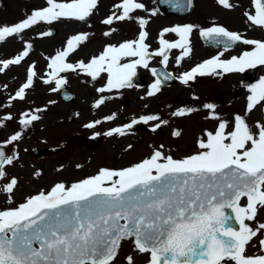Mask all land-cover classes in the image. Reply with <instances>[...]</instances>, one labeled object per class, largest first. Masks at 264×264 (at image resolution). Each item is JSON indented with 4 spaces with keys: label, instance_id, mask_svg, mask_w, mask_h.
<instances>
[{
    "label": "snow or ice",
    "instance_id": "snow-or-ice-1",
    "mask_svg": "<svg viewBox=\"0 0 264 264\" xmlns=\"http://www.w3.org/2000/svg\"><path fill=\"white\" fill-rule=\"evenodd\" d=\"M218 2L230 7L229 0ZM97 3L98 0H46V7L33 11L21 23L0 28V41L40 22L51 24L61 18L85 21ZM254 5L255 14H246L247 18L253 25L264 27V0H254ZM115 8L120 12H113L104 24L111 25L114 19L131 20L133 13L143 10L144 5L138 0H122ZM139 23L142 30L136 40L107 46L88 63L67 62L69 55L87 39L85 34L73 36L67 41L66 49L51 59L50 79L44 82H54L52 90L58 91L67 84V80L60 77L61 73L79 71L96 80L106 72L107 84L98 89L103 93L130 86L137 68L148 69L153 56L162 57V63L167 65V53L171 49L183 50L179 59L190 55L189 37L193 25L164 29L158 41L160 47L150 52V46L145 43L148 33L143 30L147 21L141 19ZM169 32L179 39H165ZM201 35L226 38L215 41L224 44L225 49L230 43L240 41L255 47L230 60H221L218 55L198 64L183 74L185 84L196 76L210 75L216 69L242 73L264 65L262 41L242 39L223 27L210 28ZM27 55L25 51L3 66L19 64ZM124 57L137 59L122 64ZM151 71L156 74V69ZM35 75V71L29 69L27 81L14 99H24L25 90L32 87ZM160 84L157 79L148 95L158 92ZM250 91L248 111L264 101V79ZM104 103L105 99L101 98L94 107ZM206 107L214 110L211 104ZM185 114V109L173 113L175 116ZM37 119L38 116L32 115L30 119H21L20 123L27 126ZM141 119L147 123L159 121L160 117L152 115ZM234 120L231 130L227 121H220L214 132H205L206 139L197 143L199 151L190 156L174 159L156 150L131 167L100 169L96 175L70 187L58 183L48 193L42 191L14 209L0 211V264H114L121 242L125 240H131L138 253L148 255V264H264V254H247V247L264 234V223L255 228L246 223L255 220L258 211L264 209V124L257 123L258 131L253 132L240 115ZM137 122L134 120L133 124ZM98 123L100 121L88 123L85 128L92 129ZM114 133L122 135L123 129L116 128L105 135ZM18 139L19 134L12 135L6 143ZM12 163L13 158L0 151V179L5 176L3 165ZM16 184L13 178L4 191L12 193ZM244 199L246 204L242 205ZM232 214L239 224L238 230L232 227ZM258 245L264 253V239H259ZM126 260L127 264H134L131 255Z\"/></svg>",
    "mask_w": 264,
    "mask_h": 264
},
{
    "label": "flooded vegetation",
    "instance_id": "flooded-vegetation-1",
    "mask_svg": "<svg viewBox=\"0 0 264 264\" xmlns=\"http://www.w3.org/2000/svg\"><path fill=\"white\" fill-rule=\"evenodd\" d=\"M178 26L182 27L185 25L165 26L158 29L157 32L153 29L150 30V25H148V27L145 25L144 30L148 33L146 42L150 46L149 51L155 52L158 50L160 33L164 29ZM193 26V31L189 37V47L191 48L190 55L183 57V59H179L183 56V50L171 49L168 52L170 55H168L167 65L162 63V57H151L149 59V68L145 69L143 67H138L131 85L126 88L112 89L111 91L101 93L98 92V89L105 87L107 84L108 76L106 72L102 73L96 80H93L83 72H67L60 74V77L67 80V84L58 91L52 90L54 87L53 83L46 84L44 82L43 85L46 91L43 93V103L41 105L32 107L30 102L26 100L27 98L23 101L9 103L7 106L2 105L1 109L10 110L3 112L4 114H11V111L12 114H2L4 117L0 118V120L6 123L14 121L11 125L12 133L7 135L5 143L9 141L12 135L16 134L20 135L19 140H27L29 137H32L33 131L31 129L30 134H24L25 131L31 128L35 123L42 122L43 127L39 130V134L42 135V138L47 140H52V138H54L57 143L53 148L49 147L48 150L44 149L46 151L53 149L54 152L53 154L50 153L51 151L46 153L47 155L43 158L46 157L47 159L54 160L57 173H61L58 181L70 187L73 183L91 177L93 175L92 173H98L100 169L120 170L130 167L131 164H137L149 158L156 150H161L165 152V154L171 155L174 159H182L186 156L195 154L199 151L197 148L198 141L200 139H206L204 135L205 132H214L220 121H227L229 130H231V127L235 123L234 118L237 115L245 119L253 132H257V123L264 124V101L263 104L260 103L251 111H248V98L252 95L250 89L254 88L256 79L250 81L248 74H246L247 70L242 73H235L216 69V71L210 75L196 76L187 84L182 82L184 73L191 71L192 68L206 60H210L218 55L221 60H230L233 56H240V54H238L239 47H235L232 50H224L206 44L201 38L202 29L195 28V25ZM130 27L131 34L128 38L121 39L117 43L105 42V44H100V47H97L98 49L95 46L92 48L95 50L88 55L87 53L80 54L84 41L88 39L82 41L77 46L76 50L69 55L67 62L74 65L80 61L88 63L92 58L101 55L107 46H118L126 41L136 40L142 29L140 25H130ZM159 30H161V32H159ZM58 34L59 32L56 29V38ZM165 39L176 41L179 37L176 36L175 33L169 32L165 34ZM59 42L61 45L66 46V40L59 39ZM196 43L202 44V46H200L201 48H198ZM61 50L62 47H59L55 49L53 53H59ZM53 53L51 55H53ZM221 53L223 54L221 55ZM43 57L45 60L43 73L44 78L47 80L50 79V77L46 53ZM135 59L137 58L124 57L121 59L120 63H131ZM160 67H164L169 74H172L176 78V81L167 85L160 84V90L154 95L149 96L148 92L151 90V85L159 79L158 73ZM151 69H156L155 75ZM239 75L242 76V80H239ZM77 76H82L84 82L89 83V85H78L79 81ZM169 89L170 93H167L168 91L166 90ZM240 90L242 91L241 93ZM171 95H173L172 100H170ZM163 97L165 101L164 104L161 105ZM240 97H242L244 101L243 107H239L238 98ZM101 98L105 99V103L98 108L94 107ZM209 104L214 106V110L206 107ZM259 107L261 111V120L256 122L253 112ZM129 108L130 116L128 118H121L124 111ZM180 109H185L186 114L183 116L173 115V113ZM32 115L38 116L39 119L27 126L20 123L21 119H30ZM152 115L159 116L160 120L144 123L141 119L142 117ZM8 116H11L12 119L6 120L5 117ZM108 117L113 118L108 119ZM212 117H217L218 119H213ZM175 119L180 120L182 123L172 128ZM134 120L138 122L133 124ZM96 121H100V123L96 124L94 128H85L86 124ZM52 123L56 126L55 128L50 127ZM130 124L132 126L127 127V125ZM157 124L160 126L153 131L152 129L156 127ZM191 124L197 125L198 127L187 129L188 125L191 126ZM15 125H17L18 128L13 130L15 129ZM60 126H65V130L68 133H62V131L59 130ZM116 128H122L123 134L114 133L112 136L105 135V133ZM165 128H172L171 132L174 137L180 136L178 139L182 138L185 140L187 147L181 146L183 151L172 150L167 144H163L162 141L160 142L159 134ZM97 133H99V135H96ZM174 133H179V135H174ZM137 137L139 142L134 144L133 140H136ZM78 139L88 143L86 147L89 148L90 153H94L95 150L98 151L99 149H97V147L103 142L108 144L109 140H119L126 146L118 153V155L122 157L121 160H127L128 158L125 156L127 152L135 150L138 151L140 156L132 163L127 162L120 165L118 163V155H116L114 165L100 161L95 167H86V170L92 171L87 173L88 171L84 172L83 170L85 167L83 164L84 162L87 163L92 156L85 154L84 157H78V155H76V159H82V161L79 162L72 161L73 155L69 154L70 149L83 148L82 146L75 145ZM45 145H47V143ZM161 145L163 146L162 149ZM189 148L190 150H187ZM7 151L8 156L13 158V163L7 165L19 168L22 171L30 163L26 158L30 159L33 157L32 152L30 154L28 150L18 151V149H12L9 145H7ZM68 157L69 159L66 160ZM70 167H73L75 171L77 170L80 173L86 174H83L79 178H76L77 176L72 178L67 174L72 170ZM26 182H29V180H26ZM105 186L110 185L106 184ZM46 190H49L47 186ZM40 192H42V190H40ZM244 200L246 201V199ZM258 218L257 225L264 223V214H260ZM259 239H264V234L259 235L257 241L253 240L248 247L255 251H259Z\"/></svg>",
    "mask_w": 264,
    "mask_h": 264
},
{
    "label": "rangeland",
    "instance_id": "rangeland-1",
    "mask_svg": "<svg viewBox=\"0 0 264 264\" xmlns=\"http://www.w3.org/2000/svg\"><path fill=\"white\" fill-rule=\"evenodd\" d=\"M60 2H63V0H60ZM121 2L122 0H98L96 8L85 21L61 18L51 24L40 22L25 29L22 33L15 34L12 37H7L5 40L0 41V58L10 57L13 55H16L15 58H17L25 51L28 53V45L33 47L31 55H27L23 61H20L19 64L10 65V69L5 71L3 73L4 75H0V83L8 84L9 87L7 88V92L12 95L14 90L19 87L20 84L24 83L23 81H25L28 77L30 69L28 64L30 62H34L36 64V67L33 69L36 74L34 76L35 82L34 86L30 89L26 100L30 102L32 107L39 106L43 103L42 96L44 91H46L44 89L45 86L43 85L46 80L43 73L45 68V60L43 56L45 53L46 56H50L55 49L64 47L60 44L59 39H64L69 34H85L88 40L84 41L80 54L87 53L88 55L95 50L92 49L95 46L97 48L100 44H105V42L117 43L121 39L128 38L131 34L130 25H140L139 21L141 19L147 21L145 25H150V30L153 29L155 32H157L159 28L170 25H195V28L199 29L208 26H218L223 27L227 31H233L239 34L243 39L264 42V27L253 25L248 20L246 15L255 14L254 0H229L230 7L228 8L221 5L218 0H194L193 11L188 16L166 14L161 8H159L157 0H138V2L143 3L144 9L134 12L133 19L124 21L114 19L111 25L104 24L103 21L112 16L113 12H120L119 9L115 8V5ZM46 6V0H0V28L21 23L28 16H30L33 11L42 9ZM153 13L155 14L153 15ZM52 29L58 30L59 34L57 38L51 34H46L50 33ZM105 33L109 34L105 35ZM196 46L199 48L202 44L196 43ZM254 47V45H248L246 48L254 50ZM241 50L242 48H239L238 53H242ZM77 77L79 81L78 85H89V83L84 82V78L82 76ZM257 77L258 80L254 87H256L259 82L264 79V66L257 71ZM242 79V76L239 75V80ZM0 91L2 90L0 89ZM166 91H168L167 93H170V89ZM241 92L242 91L240 90V93ZM6 95L7 94L5 92H0V118L4 117V115H2L4 114L3 112L10 111L1 109L2 105L7 106V104H5L7 101ZM172 97L173 95H171L170 100H172ZM164 101L165 98L163 97L161 105L164 104ZM238 103L239 107H243L244 101L242 97L238 98ZM261 104H263V102H261ZM253 114L256 122H259L261 120L260 107L256 109ZM129 116L130 108L124 111L121 118H128ZM174 122L175 123L172 128L182 123L180 120L176 119ZM9 123L7 122L3 124V126H0V142L5 143L7 135L12 133L11 125L14 121ZM42 125V122H37L25 131L24 134H30L31 129L33 131L32 137H29L27 140L18 139L17 141L7 143V145L11 146L12 149H18V151L28 150V153L30 154L36 148L46 150H48L49 147L53 148L57 144L55 139L52 138V140H47L42 138V135L39 134V130L43 127ZM50 127L55 128L56 126L52 123L50 124ZM192 127L198 126L191 124V126L188 125L187 129ZM17 128L18 126L15 125V129L13 130H16ZM172 128L163 129L159 134V140L160 142L162 141L163 144H167L172 150L183 151L181 146L187 147L185 140L182 138L178 139L180 136L174 137L171 132ZM59 130L62 131V133H68L65 130V126H60ZM138 142V137L136 140H133L134 144ZM46 143L47 145H45ZM75 145L82 146L83 148L70 149L69 154L73 155L72 161H82V159H76V155H78V157H84L85 154L92 156L87 163L84 162V172L88 171L86 170V167H95L100 163V161L114 165L116 155L121 152L122 148L126 147L124 143L119 140H109L108 144H106V142L100 144L97 147V149H99L98 151L95 150L94 153H90L89 148L86 147V145H88L87 142L78 139V141L75 142ZM46 150H44L45 155H47ZM187 150H190V148ZM125 156L128 159L121 160V155H118V163L120 165L127 162H134L140 154H138V151L135 150L127 152ZM67 159H69V157L66 158V160ZM26 160L30 163L23 171L16 167H10V165L6 168V179L5 181L0 182V211L18 207L22 204L21 202L25 199L26 194H29L28 192L37 190L41 186H46L51 182L58 180L61 176V173H57L56 163L52 159H47L46 157L39 158L34 155L30 159L26 158ZM70 168L72 169V174L71 172L67 174H69L72 178L76 176V178H79L83 174H86L80 173L77 170L75 171L73 167ZM89 172L92 171H88L87 173ZM13 178L17 180V184L12 193H7L4 191V188ZM26 180H29V182H26ZM10 200L11 202H9ZM260 214H264V209H260L258 211V215L255 220L250 222L247 221V223H249V225L253 228L258 226L257 222ZM254 240L257 241V238ZM247 254L252 256L253 252L248 251ZM129 255L133 257L134 264H148V255L138 253L131 241L123 242L114 264H127L126 257ZM228 264H231V262H228Z\"/></svg>",
    "mask_w": 264,
    "mask_h": 264
},
{
    "label": "water",
    "instance_id": "water-1",
    "mask_svg": "<svg viewBox=\"0 0 264 264\" xmlns=\"http://www.w3.org/2000/svg\"><path fill=\"white\" fill-rule=\"evenodd\" d=\"M160 7L165 11L167 14H189L192 9V0H180L178 3L177 0H159ZM218 38V37H217ZM227 212H231V210H226ZM233 215V222L232 227L236 230L239 229V224L234 219Z\"/></svg>",
    "mask_w": 264,
    "mask_h": 264
},
{
    "label": "bare ground",
    "instance_id": "bare-ground-1",
    "mask_svg": "<svg viewBox=\"0 0 264 264\" xmlns=\"http://www.w3.org/2000/svg\"><path fill=\"white\" fill-rule=\"evenodd\" d=\"M253 71H250V72H246V73H251L252 74Z\"/></svg>",
    "mask_w": 264,
    "mask_h": 264
}]
</instances>
